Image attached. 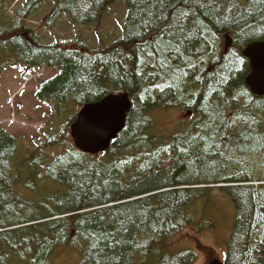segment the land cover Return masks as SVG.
<instances>
[{
	"label": "trees",
	"instance_id": "obj_1",
	"mask_svg": "<svg viewBox=\"0 0 264 264\" xmlns=\"http://www.w3.org/2000/svg\"><path fill=\"white\" fill-rule=\"evenodd\" d=\"M42 1L10 19L0 0L4 63L56 70L36 93L42 103L81 108L123 93L132 107L126 128L96 156L64 144L48 159L43 150L55 151L60 136L19 163L17 139L0 128V264H54L58 248L78 251L79 264H193L197 255L175 251L176 239L188 228H215L204 202L214 203L209 186L219 184L240 219L227 264H264V180L234 198L230 186L254 185L227 171L245 161L249 169L259 156L264 165V97L247 87L242 53L264 41V0H56L50 23L67 14L76 27L126 5L121 36L92 52L80 42L41 47L23 39L22 24ZM178 108L192 117L167 136L154 114ZM23 188L44 200H28Z\"/></svg>",
	"mask_w": 264,
	"mask_h": 264
},
{
	"label": "rangeland",
	"instance_id": "obj_2",
	"mask_svg": "<svg viewBox=\"0 0 264 264\" xmlns=\"http://www.w3.org/2000/svg\"><path fill=\"white\" fill-rule=\"evenodd\" d=\"M27 1L29 2L30 0H3V3L6 5L5 11L10 15L9 18L14 19L16 12L22 9ZM57 5L56 0H44L38 11L25 19L20 35L23 39H26L27 43L42 47V45H56L63 44L64 42H80L86 44L84 47H88L84 48L86 52H92V50L112 45L122 34V25L126 20L127 12L126 5L122 2H118L113 7H110L100 21L85 24L83 27L74 26L76 23L67 14L62 19L51 22V26L44 24L42 21L51 19ZM14 36L16 35L9 37L13 38ZM4 40L0 39V44ZM244 50L246 48L243 49L242 53ZM5 58L7 57L0 52V61L3 60L0 62V68L3 67L0 72V128L6 131L9 130L17 139L18 151L20 152L19 163L23 162L24 159L22 158H27L36 146L41 145L47 140L50 141L49 139L52 140L64 136L63 142H60L59 147H54L55 151L51 149L43 150V154L48 159L56 158L55 154L65 150L66 146L74 145V140L70 134V126L73 124L69 122L78 113L79 108L71 104L61 106L59 108V115L61 117L57 118V110L49 105L41 104L35 96L40 85L51 79L57 72L51 68H34L35 70H33L30 67L27 69V66L22 63L11 67L4 63ZM25 79H31L27 87L25 86ZM154 116L158 121L157 129L167 136L178 133L183 126L187 125L185 122H188L192 117L188 112H183L179 108L154 114ZM45 127L49 128L46 129L48 132L46 139V133L43 130ZM66 129H68L67 134ZM152 135L154 137L158 136L160 139V134L156 129H154ZM64 144H66L65 147ZM259 157L253 159L255 165L249 169L246 167L248 161L241 163L243 165L241 166L242 169H237L232 164L228 166L227 171L229 174L235 172L236 169L238 175L246 177L251 181L249 184L254 185L249 187H229L234 198H236L235 193H238L241 189L250 188L254 193L256 188H258L257 186L260 185L259 179L264 180V165L263 168L259 166ZM223 169L225 170L226 167L224 166ZM247 170L252 175L248 174ZM224 186V184L209 186L212 187L211 192L217 194L213 204L210 199L204 202V219L206 221H213L215 228L210 231L188 228L182 237L179 235L176 239L175 251H192L197 255L193 264H209L214 260L226 263L228 246L234 234V228L236 229L240 219L238 218L239 215L235 204H233L228 196L222 194L220 187ZM43 187L42 184H39V191L43 192ZM53 189L51 187L47 191ZM21 192L30 201L36 198L37 202L44 200L38 199L40 195L38 197L29 195L28 190L24 188L21 189ZM43 193L45 194V192ZM254 243L255 240L252 245ZM80 258L81 255L78 251L69 248H58L54 264H79ZM11 264H21V262L18 260Z\"/></svg>",
	"mask_w": 264,
	"mask_h": 264
},
{
	"label": "water",
	"instance_id": "obj_3",
	"mask_svg": "<svg viewBox=\"0 0 264 264\" xmlns=\"http://www.w3.org/2000/svg\"><path fill=\"white\" fill-rule=\"evenodd\" d=\"M249 61L250 74L246 85L259 97H264V41L249 45L243 52ZM131 101L127 94L110 95L103 101L88 104L71 126L75 147L89 155H98L110 149L111 143L123 131ZM210 264H223L213 261Z\"/></svg>",
	"mask_w": 264,
	"mask_h": 264
},
{
	"label": "bare ground",
	"instance_id": "obj_4",
	"mask_svg": "<svg viewBox=\"0 0 264 264\" xmlns=\"http://www.w3.org/2000/svg\"><path fill=\"white\" fill-rule=\"evenodd\" d=\"M253 95V94H252ZM253 96H255V95H253ZM255 97H257V96H255ZM258 98V97H257ZM229 185V184H228ZM231 187V186H230Z\"/></svg>",
	"mask_w": 264,
	"mask_h": 264
}]
</instances>
